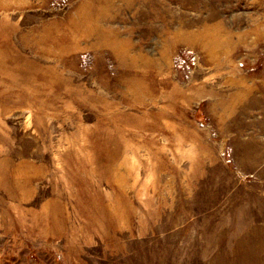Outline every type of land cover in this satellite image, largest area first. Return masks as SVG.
<instances>
[{
    "label": "rangeland",
    "instance_id": "374dc122",
    "mask_svg": "<svg viewBox=\"0 0 264 264\" xmlns=\"http://www.w3.org/2000/svg\"><path fill=\"white\" fill-rule=\"evenodd\" d=\"M0 264H264V0H0Z\"/></svg>",
    "mask_w": 264,
    "mask_h": 264
},
{
    "label": "built area",
    "instance_id": "2783aa9c",
    "mask_svg": "<svg viewBox=\"0 0 264 264\" xmlns=\"http://www.w3.org/2000/svg\"><path fill=\"white\" fill-rule=\"evenodd\" d=\"M181 62V65H187V63H186V60L185 59H183L182 61H180Z\"/></svg>",
    "mask_w": 264,
    "mask_h": 264
}]
</instances>
